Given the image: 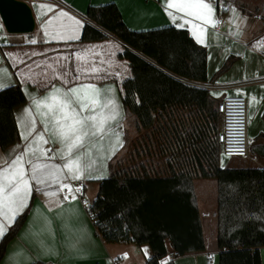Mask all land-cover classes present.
I'll use <instances>...</instances> for the list:
<instances>
[{"label":"trees","instance_id":"trees-1","mask_svg":"<svg viewBox=\"0 0 264 264\" xmlns=\"http://www.w3.org/2000/svg\"><path fill=\"white\" fill-rule=\"evenodd\" d=\"M86 16L94 25L84 26L80 43L103 42L110 34L179 78L151 93L134 111L140 137L132 144L126 162L114 164L118 155L115 157L111 174L101 182L91 205L98 236L108 245L150 246L153 255L147 264H162L170 254L184 257L206 252L194 181L215 179L219 264H262L264 168L221 166L223 155L217 137L220 101L208 89L190 84L215 83L237 58L227 60L210 79L207 48L187 30L167 26L133 31L116 4L90 6ZM25 103L20 85L0 91L2 150L20 141L15 109ZM130 114L127 111V119ZM127 138L125 133L119 153ZM252 153L264 156V145L253 147ZM167 166L171 170L164 173ZM28 213L0 244V263Z\"/></svg>","mask_w":264,"mask_h":264},{"label":"crops","instance_id":"crops-1","mask_svg":"<svg viewBox=\"0 0 264 264\" xmlns=\"http://www.w3.org/2000/svg\"><path fill=\"white\" fill-rule=\"evenodd\" d=\"M21 1L26 2L33 12L36 26L31 34H9L0 17V61H2L0 62V81L6 85L10 84V87L20 85L26 96V103L15 109V118L20 133L24 125L20 124L19 120L23 118L26 121L24 110L32 107L29 93L42 98L53 85L72 87L76 83H92L101 88L115 90V95L122 105V118L119 121L122 127L117 128V131L121 133L124 146L127 111L134 113L151 93L171 86L179 79L160 67L155 69V66L147 65L136 55L140 53L128 46L129 51L124 49L126 45L110 34L109 39L103 42H79L84 26L87 23L93 24L86 16L88 8L116 4L125 24L133 31H146L167 26L187 30L199 45L207 48L210 79L219 72L227 60L232 57L237 58L231 68L218 77L215 83L192 84L208 89L212 96L220 101L226 96L246 97L249 101L250 129H252L253 137L251 138L255 139L253 147L264 145V21L263 15H258L257 11L255 14L244 12L241 7L230 4L229 0H215V18L220 19L221 16L226 15L229 21L228 25L221 30L218 26L212 28L210 25L203 24L201 20L193 16L183 15L174 9H167L166 0ZM41 4L52 5L53 11L41 9L39 7ZM229 5L231 10L226 13L223 8ZM61 10L81 21L82 27L76 30V39L64 40L56 37L57 32L64 30L63 25L70 23L67 18L58 17ZM49 19H52V24L47 25L49 35L45 36V21ZM195 25H200L207 30L203 43L198 42L200 29ZM32 40L36 43L32 44ZM5 53L15 55L10 58ZM33 53L36 55H32ZM77 54H81V59H77ZM101 61L103 63H100ZM93 63L101 69L100 76L104 77L103 79L82 75L80 81H73L77 69L81 71L90 69ZM48 65H52V68ZM65 72L68 73L66 79L69 83L67 85L54 78ZM6 88L9 87L4 89ZM35 119V126L39 132L43 126L38 116ZM110 140L111 138H107L103 141L105 151L110 147ZM25 144L26 142L21 140L20 135V141L15 145L7 150L0 148V156L10 160L18 152L24 150ZM121 148L111 159L101 162L103 166L92 172V178L68 181L73 188L82 186L81 191L90 203L97 198L101 182L109 178L110 166ZM252 154L258 156L264 165V156ZM232 159L235 158L222 157L221 166L223 168H243ZM170 170V166H167L163 172L167 173ZM97 176L102 178H95ZM194 186L207 250L184 257H175L170 254L169 258L162 260V264L172 261L175 264H219L217 247L209 250L207 246L208 231L213 237L217 236L218 184L215 179H197L194 181ZM60 198H63V193ZM46 200V197L33 192L30 200L32 211H29L17 237L8 244L0 264H35L38 262L45 264H111L112 259H119L122 264H147L152 257V249L148 245L138 247L140 249L139 258L136 251L131 249L132 245L105 244L98 236L92 220L78 198L75 201L64 202V209H75V211H64L62 216L57 215L61 209L50 210ZM45 218L50 221V225L45 224ZM73 241H78L79 251L70 248L69 245ZM14 253H19V255L14 256ZM260 254L262 264H264V248L260 250Z\"/></svg>","mask_w":264,"mask_h":264},{"label":"snow or ice","instance_id":"snow-or-ice-1","mask_svg":"<svg viewBox=\"0 0 264 264\" xmlns=\"http://www.w3.org/2000/svg\"><path fill=\"white\" fill-rule=\"evenodd\" d=\"M214 5L215 0H166L165 7L193 16L203 24L215 28L221 21L215 18ZM39 7L53 11L52 5L41 4ZM58 17L67 18L70 23L63 25L64 30L57 32L56 37L64 40L76 39V30L82 27L81 21L62 10ZM50 24L52 19L45 21V36L49 35L47 25ZM195 27L200 29L198 42L203 43L207 30L200 25ZM31 43L35 44L36 41L32 40ZM5 55L12 58L15 54ZM77 59H81V54H77ZM48 67L52 68V65ZM100 71L93 63L90 69H77L73 81H80L82 75L103 79ZM67 75L65 72L54 78L67 85ZM10 86L0 81V91ZM29 95L32 107L24 110L27 120H19L24 125L20 133L21 140L26 142L24 150L10 160L0 156V244L5 241L26 210L32 211L30 200L34 191L47 198L50 210L61 209L58 216H62L64 211L74 212L75 209H64L63 204L65 201H75V194L81 191L82 186L73 188L68 181L92 178V172L103 166L101 162L111 159L123 147L121 133L117 131V128L122 127L119 123L122 118V105L114 89L101 88L92 83H76L72 87L53 85L42 98L31 93ZM36 116L43 126L39 132L35 126ZM107 138H111L110 147L105 151L103 141ZM85 204L87 206L86 201ZM45 224L50 225L47 218ZM77 242H71L70 248L79 251ZM15 255L19 253H14Z\"/></svg>","mask_w":264,"mask_h":264},{"label":"built area","instance_id":"built-area-1","mask_svg":"<svg viewBox=\"0 0 264 264\" xmlns=\"http://www.w3.org/2000/svg\"><path fill=\"white\" fill-rule=\"evenodd\" d=\"M223 9L227 13L231 10V6H226ZM219 20L221 23L218 25V28L222 30L228 25L229 21L226 15L221 16ZM218 111L221 117V125L217 137L223 157L244 159L254 167L264 168V165L260 162V158L252 154L254 141L250 136L248 99L244 96H226L220 101ZM75 195L76 198L82 201L95 226V215L91 210L92 203L85 199L82 191ZM85 201L87 202V206ZM111 264H122V262L119 259H112Z\"/></svg>","mask_w":264,"mask_h":264},{"label":"rangeland","instance_id":"rangeland-1","mask_svg":"<svg viewBox=\"0 0 264 264\" xmlns=\"http://www.w3.org/2000/svg\"><path fill=\"white\" fill-rule=\"evenodd\" d=\"M230 1V4L233 3V6L235 7H240L245 11V12H252L255 14V11L258 10V15H263L264 14V0H229ZM256 13V14H257ZM124 49L128 50V47L127 46H124ZM131 51V50H130ZM138 57H140L143 61H145V63L151 67L155 66V69H157L158 66H156L155 63H153L151 60L141 56L140 54H137ZM67 66V65H66ZM65 66V67H66ZM73 67V60L70 62V67ZM71 67V69H72ZM66 69H69L68 67H66ZM159 70V69H158ZM157 70V71H158ZM159 72V71H158ZM72 73V72H71ZM163 78H165V76H161ZM192 84V83H190ZM220 101V100H219ZM220 125H221V117H220V122H219V128H220ZM126 133H127V145L124 149H122V151L118 154L117 158L115 159L114 161V164H117L119 163L120 161H124L126 162L127 161V155L129 152L132 151V144H134L136 138L140 137L138 136L137 132H136V128H135V118L133 116V113H131L129 116H128V119H127V125H126ZM250 135L252 137V129H250ZM253 138V137H252ZM255 141V139L253 140ZM233 162H237L239 163V165L241 167H253L251 166L249 163H247L244 159H239V158H235V159H232ZM224 165V164H223ZM238 167V166H236ZM207 246L209 248V250H212L214 247L216 249V237H213L212 234L209 233L208 231V236H207ZM132 248L131 249H134L136 251V255L137 257L140 258V249L135 246V245H132L131 246ZM170 256V255H169ZM169 258V257H168Z\"/></svg>","mask_w":264,"mask_h":264},{"label":"water","instance_id":"water-1","mask_svg":"<svg viewBox=\"0 0 264 264\" xmlns=\"http://www.w3.org/2000/svg\"><path fill=\"white\" fill-rule=\"evenodd\" d=\"M0 17L9 34H31L36 26L31 7L21 0H0Z\"/></svg>","mask_w":264,"mask_h":264}]
</instances>
